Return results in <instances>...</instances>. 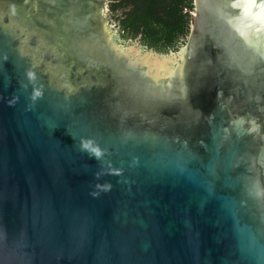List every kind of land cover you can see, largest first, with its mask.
Masks as SVG:
<instances>
[{"label": "water", "instance_id": "95a60500", "mask_svg": "<svg viewBox=\"0 0 264 264\" xmlns=\"http://www.w3.org/2000/svg\"><path fill=\"white\" fill-rule=\"evenodd\" d=\"M38 2L0 0V264H264V0L167 53Z\"/></svg>", "mask_w": 264, "mask_h": 264}, {"label": "trees", "instance_id": "16d2710c", "mask_svg": "<svg viewBox=\"0 0 264 264\" xmlns=\"http://www.w3.org/2000/svg\"><path fill=\"white\" fill-rule=\"evenodd\" d=\"M132 9L125 14L119 31L122 40L137 39L160 53L177 51L187 39L193 0H127Z\"/></svg>", "mask_w": 264, "mask_h": 264}, {"label": "flooded vegetation", "instance_id": "af4514ba", "mask_svg": "<svg viewBox=\"0 0 264 264\" xmlns=\"http://www.w3.org/2000/svg\"><path fill=\"white\" fill-rule=\"evenodd\" d=\"M21 1L23 5H28L27 8L29 10L35 11L36 9H39V7H41V2H38V0ZM95 5L103 11L105 15L104 17H106L108 20V24H113L117 30H119L121 22L125 20V14L132 9V5L127 2V0H106L105 3Z\"/></svg>", "mask_w": 264, "mask_h": 264}]
</instances>
